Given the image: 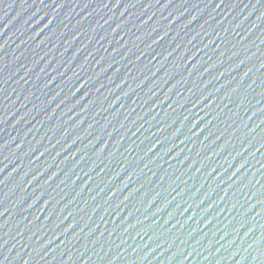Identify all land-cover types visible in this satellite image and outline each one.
<instances>
[{"label": "water", "instance_id": "water-1", "mask_svg": "<svg viewBox=\"0 0 264 264\" xmlns=\"http://www.w3.org/2000/svg\"><path fill=\"white\" fill-rule=\"evenodd\" d=\"M0 264H264V0H0Z\"/></svg>", "mask_w": 264, "mask_h": 264}]
</instances>
